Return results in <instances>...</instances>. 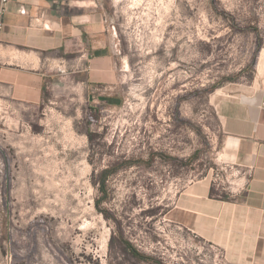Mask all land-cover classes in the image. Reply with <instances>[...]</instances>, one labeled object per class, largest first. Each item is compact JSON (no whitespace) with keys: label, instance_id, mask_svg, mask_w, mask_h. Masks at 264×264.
Instances as JSON below:
<instances>
[{"label":"rangeland","instance_id":"1","mask_svg":"<svg viewBox=\"0 0 264 264\" xmlns=\"http://www.w3.org/2000/svg\"><path fill=\"white\" fill-rule=\"evenodd\" d=\"M101 2L113 105L0 100V264H149L120 235L163 264H227L167 212L218 167V102L264 90V0Z\"/></svg>","mask_w":264,"mask_h":264},{"label":"crops","instance_id":"2","mask_svg":"<svg viewBox=\"0 0 264 264\" xmlns=\"http://www.w3.org/2000/svg\"><path fill=\"white\" fill-rule=\"evenodd\" d=\"M1 3V1H0ZM101 0H9L1 15L0 100L30 106L59 95L114 104L115 39ZM128 66V65H127ZM221 161L249 174L231 193L211 176L178 194L171 222L220 249L227 264H264V90L223 98Z\"/></svg>","mask_w":264,"mask_h":264},{"label":"built area","instance_id":"3","mask_svg":"<svg viewBox=\"0 0 264 264\" xmlns=\"http://www.w3.org/2000/svg\"><path fill=\"white\" fill-rule=\"evenodd\" d=\"M0 27H2L3 22L1 19V15L3 11L5 10L6 4L9 0H0ZM217 168H211L213 171L212 179L214 182H218L219 184H222L225 189L231 193L239 192L245 189L247 185V180L249 177L248 172L242 171L238 168H236L234 165L226 162L221 161L217 165ZM212 247L216 248L215 246L211 245ZM218 249V248H217ZM219 253L224 258L223 252L218 249Z\"/></svg>","mask_w":264,"mask_h":264},{"label":"trees","instance_id":"4","mask_svg":"<svg viewBox=\"0 0 264 264\" xmlns=\"http://www.w3.org/2000/svg\"><path fill=\"white\" fill-rule=\"evenodd\" d=\"M108 175H109V171L105 172L101 176V181H102V184H103V187H104V193L98 199V205H101L103 202H105V201L110 199L108 193L105 192L106 179H107ZM101 211L104 213V216L106 217V219L113 218V221L116 223L117 227L120 229V226H121L122 222L118 218H116L113 214H111L105 208H101ZM156 212H157V209H149V210H146L145 213L147 215H154ZM115 238L116 237L112 238V243H113V240ZM119 247H120V249H121V251L123 253H128L129 255H131L132 257L136 258L139 261H145V262H147L149 264H163L162 262H160L156 258L148 256V255L144 254L143 252H141V250H139L133 243H131L130 241L125 239L123 237V235L119 236Z\"/></svg>","mask_w":264,"mask_h":264},{"label":"bare ground","instance_id":"5","mask_svg":"<svg viewBox=\"0 0 264 264\" xmlns=\"http://www.w3.org/2000/svg\"><path fill=\"white\" fill-rule=\"evenodd\" d=\"M135 1V0H134ZM137 2V1H136Z\"/></svg>","mask_w":264,"mask_h":264}]
</instances>
